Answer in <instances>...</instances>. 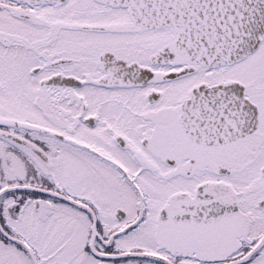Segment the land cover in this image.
Returning <instances> with one entry per match:
<instances>
[{"label": "snow or ice", "instance_id": "6c2138e0", "mask_svg": "<svg viewBox=\"0 0 264 264\" xmlns=\"http://www.w3.org/2000/svg\"><path fill=\"white\" fill-rule=\"evenodd\" d=\"M0 264H264V0H0Z\"/></svg>", "mask_w": 264, "mask_h": 264}]
</instances>
